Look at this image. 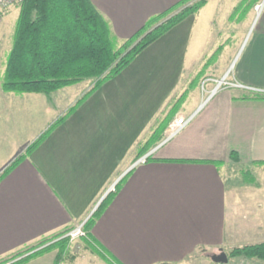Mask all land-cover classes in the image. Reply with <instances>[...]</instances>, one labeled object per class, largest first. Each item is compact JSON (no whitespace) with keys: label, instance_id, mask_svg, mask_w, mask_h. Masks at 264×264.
<instances>
[{"label":"crops","instance_id":"obj_1","mask_svg":"<svg viewBox=\"0 0 264 264\" xmlns=\"http://www.w3.org/2000/svg\"><path fill=\"white\" fill-rule=\"evenodd\" d=\"M91 1L125 40L180 0ZM252 1L208 0L5 174L77 100L80 95L70 102L66 96L81 83L51 95L16 94L4 92L0 79V262L84 223L106 198L88 237L113 264L215 263L213 255L264 242V187L229 188L224 178L230 167H264V100L241 98L259 93L248 88L264 90V10L260 16L254 7L246 10ZM202 70L200 82L212 83L210 90L225 76L244 88H222L204 106L195 101L186 128L140 162L139 144L152 134L156 118L197 89L193 84ZM182 102L175 117L185 115ZM86 239L70 243L84 251L72 263L83 256L92 264H110ZM57 253L25 264H55Z\"/></svg>","mask_w":264,"mask_h":264},{"label":"trees","instance_id":"obj_2","mask_svg":"<svg viewBox=\"0 0 264 264\" xmlns=\"http://www.w3.org/2000/svg\"><path fill=\"white\" fill-rule=\"evenodd\" d=\"M257 1L253 0L248 4L246 10H250ZM207 2L208 0H180L168 10L150 17L132 37L119 40L109 21L91 0H23L19 4L12 47L1 78L2 90L6 93L51 95L86 80H94V84L29 144L24 152L18 154L4 174L26 159L104 83L119 75L143 50L173 27L198 13ZM238 10L239 7H236L234 13ZM218 54L219 50L213 55L212 61ZM204 74L205 70L199 72L193 85L199 84L204 79ZM252 94H245L241 98L264 100V93ZM185 97L186 94L177 100L168 114L156 118L152 134L139 144L138 155L145 156L164 141L166 130ZM231 157L235 161L239 160L235 152L231 153ZM107 199L102 201L86 221L85 229L88 233L92 231ZM70 229L72 228L43 238L2 260L0 264L12 261L14 262L11 264H25L55 249H58L55 264L68 258L75 259L76 254H70L69 239L61 238ZM86 244L93 252L113 264V260L88 236ZM232 257L264 261V242L235 248L229 254V258Z\"/></svg>","mask_w":264,"mask_h":264},{"label":"rangeland","instance_id":"obj_3","mask_svg":"<svg viewBox=\"0 0 264 264\" xmlns=\"http://www.w3.org/2000/svg\"><path fill=\"white\" fill-rule=\"evenodd\" d=\"M258 3L257 2L254 3L253 5L254 11H255V6ZM19 11H20L19 4L12 5L5 10L2 18L0 19V79L2 78V74L4 73V70L6 67L7 56L12 47L13 35H14L17 19L19 16ZM227 80L229 81L228 78ZM93 84H94V80L92 81L86 80L85 82L81 83L79 86L72 87L71 89H69V93H70L69 98L66 96V99L69 102L71 101V99H76L79 95L81 96L85 91L90 89L93 86ZM196 86H197V89L195 88L189 91L187 99L182 102L181 109L184 112L185 116H190L188 111L191 107H193V104L195 103V101L199 100L203 102L208 97L209 90L213 86V84L212 83L207 84V80H204L200 82L199 84L193 85V87H196ZM262 168L254 167L251 169H241L240 170L236 167H232V168L230 167V168H227V170H225L224 178L226 179V183L229 188L246 186L248 184H254L257 186L264 187V167ZM239 247H242V246H239ZM235 248H238V246L227 250L228 256L232 252V250H234ZM70 250H71L70 254L74 252L77 253V254L75 253L76 255H80L84 253V251L80 250V248L77 247L76 245L70 248ZM87 256L91 258L90 253H88ZM89 261L91 260L90 259L88 260L86 258H83V256H80L78 260H76V262L74 263H72L71 259L68 258V259L63 260L61 264H92ZM228 262L229 263L227 264H264V261L262 260H258V259L246 260L242 258L239 259L238 257L229 258ZM208 264H215V263H212L211 260H208Z\"/></svg>","mask_w":264,"mask_h":264},{"label":"built area","instance_id":"obj_4","mask_svg":"<svg viewBox=\"0 0 264 264\" xmlns=\"http://www.w3.org/2000/svg\"><path fill=\"white\" fill-rule=\"evenodd\" d=\"M23 0H0V19L2 18L5 10L12 5L20 4ZM264 10V0L259 2L255 6L256 13L260 16ZM226 87H233V88H244L243 85L239 84L238 82H232L227 80V76L224 78L217 80L216 85L213 89L209 90L208 97L202 102V106H204L219 90ZM246 88V87H245ZM253 91H257L259 93H264V90L248 88ZM194 115L185 116V115H178L174 118V120L169 124L166 130V136L164 141L167 142L173 139L176 135H178L181 131H183L186 126L192 121ZM147 160V155L144 156L140 162H145ZM116 190V184L112 185L107 194L114 192ZM106 194V195H107ZM96 211V210H95ZM85 223L79 224L74 228L70 229L62 238H68L70 243L74 242L75 240L82 239L88 236V232L85 229Z\"/></svg>","mask_w":264,"mask_h":264},{"label":"water","instance_id":"obj_5","mask_svg":"<svg viewBox=\"0 0 264 264\" xmlns=\"http://www.w3.org/2000/svg\"><path fill=\"white\" fill-rule=\"evenodd\" d=\"M212 260L215 263H219V264H227L229 261L228 255L225 252H222L220 254L217 255H213Z\"/></svg>","mask_w":264,"mask_h":264},{"label":"bare ground","instance_id":"obj_6","mask_svg":"<svg viewBox=\"0 0 264 264\" xmlns=\"http://www.w3.org/2000/svg\"><path fill=\"white\" fill-rule=\"evenodd\" d=\"M258 15V14H257ZM259 16V15H258Z\"/></svg>","mask_w":264,"mask_h":264}]
</instances>
